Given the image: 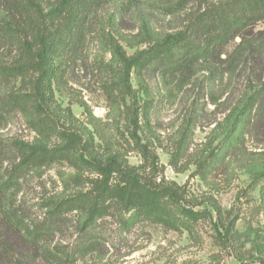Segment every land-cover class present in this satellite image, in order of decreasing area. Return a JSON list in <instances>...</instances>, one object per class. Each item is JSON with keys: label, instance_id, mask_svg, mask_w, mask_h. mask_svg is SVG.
Masks as SVG:
<instances>
[{"label": "rangeland", "instance_id": "obj_1", "mask_svg": "<svg viewBox=\"0 0 264 264\" xmlns=\"http://www.w3.org/2000/svg\"><path fill=\"white\" fill-rule=\"evenodd\" d=\"M59 1L0 0L1 172L19 173L11 201L27 222L50 225L20 264H264V63L229 72L211 57L169 74L159 52L126 74L118 56L156 52L167 34L197 42L196 17L227 0H95L67 26L51 18ZM43 32L54 43L37 91L28 47L36 51ZM66 134L81 142L64 156L19 165L25 152L15 143L51 151ZM110 157L204 216L186 220L163 199L171 228L126 210L100 192L102 175L84 163ZM117 183L114 172L108 185ZM81 192L104 206L87 225V203L54 210ZM45 251L68 256L56 261Z\"/></svg>", "mask_w": 264, "mask_h": 264}, {"label": "trees", "instance_id": "obj_2", "mask_svg": "<svg viewBox=\"0 0 264 264\" xmlns=\"http://www.w3.org/2000/svg\"><path fill=\"white\" fill-rule=\"evenodd\" d=\"M94 5L95 0H60L50 10L51 18L61 19L67 26L78 15L88 12ZM194 24L195 31L198 32L197 42L188 40L180 33L167 34L158 43L156 52L150 50L130 57L118 53L126 74L128 69L142 66L159 52H163L162 68L169 74L183 75L199 61H205L211 57L225 63V68L229 72L233 71L238 64L252 60L254 63L260 60L264 63V0H227L211 5L199 13ZM236 38H239V41L235 43ZM37 42L39 48L32 52V48L28 47V52L35 59L34 64L38 71L36 90L39 91L41 84L50 74L48 59L54 43L53 36L51 33H40ZM230 43H234L235 46L228 52L226 47ZM177 45L183 48V52L175 57L171 50ZM223 53L225 58H221ZM12 70L22 72L23 66L14 67ZM37 94L40 101L44 99L41 92ZM64 138L67 140L66 143L51 151L39 144L15 143L25 152L19 165L23 166L30 162L41 163L47 159L64 156L66 150L72 149L74 145L81 142V139L76 140L74 135L67 136L66 134ZM2 161L0 153V264H20L21 256L27 254V249H36L39 242L46 238L50 225H31L14 207L11 195L18 185L20 175L12 170L8 176H5L1 172ZM84 163L92 165L102 175L99 183L100 192L120 201L126 210L137 208L140 214L171 228L177 227L176 220L163 211V199L176 205L178 212L186 220L204 216L199 211H193L180 205L179 198L171 187H156L150 184L147 179L139 175L135 168L120 166L115 158L110 157L103 163L96 159L85 160ZM114 172L118 174V183L109 186L108 182ZM86 203L89 204L88 215L84 220V224L87 225L104 210V206L98 204L96 197L91 196L90 192L77 193L64 199L54 210L73 209ZM87 245L88 243L84 244L82 248H86ZM45 254L56 261L64 260L68 256L53 251H45Z\"/></svg>", "mask_w": 264, "mask_h": 264}]
</instances>
